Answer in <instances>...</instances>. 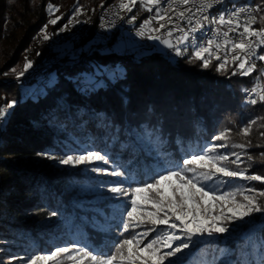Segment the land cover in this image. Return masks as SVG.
Returning a JSON list of instances; mask_svg holds the SVG:
<instances>
[{
  "label": "trees",
  "instance_id": "trees-1",
  "mask_svg": "<svg viewBox=\"0 0 264 264\" xmlns=\"http://www.w3.org/2000/svg\"><path fill=\"white\" fill-rule=\"evenodd\" d=\"M252 1L255 7L264 8V0ZM111 2L121 0H0V76L21 60L36 63L55 57L57 45L51 46L44 35L51 38L71 33L73 9L93 10ZM48 3L58 6L59 11L49 15ZM147 13L139 0L128 12L140 20ZM256 14L259 17L264 11ZM57 16L60 19L55 25L48 23ZM262 25L258 19V27ZM123 33L106 30L94 21L78 36L72 51L50 65L53 76L46 78L34 98L25 95L29 89L19 87L37 85L36 78L26 86L6 79L0 82V107L15 101L8 110L11 115L0 122V264H15L21 261L13 257L46 254L73 241L106 249L128 234L118 227L121 216L114 213L121 199L80 202L83 198L73 185L98 184L101 179L60 165L58 159L66 155L85 150L107 152L113 167L133 181H141L191 154H201L208 146L223 143L227 147H218L214 155L241 153L240 170L264 175L260 155L264 152V136L260 135L264 132L260 127L264 125L260 119L264 103H246L242 94L252 84L254 73L233 75L237 69L231 62L226 71H217L220 62L215 58L204 68L203 61L192 53L168 59L154 50V44L147 47L141 43L139 49L120 53L110 50ZM98 37L104 42L85 48ZM98 75L105 83L91 88L86 78ZM252 120L256 124L250 135H241L240 130ZM222 131L228 138L214 140ZM249 141L243 150L232 147ZM229 159L235 157L230 155ZM242 183L245 189H264L260 181L241 180L237 186ZM260 202L264 203V198ZM53 211L57 215L51 216ZM105 216L115 218L105 221ZM249 225H257L251 235L233 236L222 244H200L183 264H234L243 258L242 253L248 256L253 250L245 242L257 243L264 238V215L255 213L243 226ZM101 226L108 230L102 231ZM241 230L237 228L234 234ZM259 251L247 259L262 264L264 251Z\"/></svg>",
  "mask_w": 264,
  "mask_h": 264
},
{
  "label": "snow or ice",
  "instance_id": "snow-or-ice-1",
  "mask_svg": "<svg viewBox=\"0 0 264 264\" xmlns=\"http://www.w3.org/2000/svg\"><path fill=\"white\" fill-rule=\"evenodd\" d=\"M141 6L148 12L155 8V16L144 20L140 30L136 35L144 36L145 29L148 28L152 21H165L160 23L159 28H151L152 33L159 32L160 29H167L161 35H148L149 40L159 41L166 48L171 49L176 56H181L188 50L189 43L194 51L192 56L197 60L203 61V67L208 68L211 60L215 58L221 61L217 66V71H226L228 64L231 62L236 66L237 73L242 76H248L257 71L256 61H264V54H258L257 49L264 52V25L254 28L252 25L257 20L264 22V15L257 16L248 12L249 5L237 7L233 5V10L220 12L217 16L205 14L207 10L212 9L215 5H220L223 0H139ZM166 4L161 10L158 5ZM137 0H121L119 8L132 11ZM46 10L49 15L59 11L58 6L48 3ZM80 8L75 9V13L80 12ZM259 13L264 11L261 5L254 9ZM172 12L175 16L169 15ZM241 20V16L246 14ZM199 14V16L197 15ZM60 19L49 20L48 23L55 25ZM136 19L133 16L128 22L132 23ZM178 21H186L189 27H181ZM71 23V21H70ZM205 23L216 25L209 28L212 37L207 39L206 45L196 43V32H203ZM172 24V28H167ZM47 25H45L46 29ZM65 29L67 25L64 26ZM222 28L226 30L221 31ZM64 30V29H61ZM173 32H179L175 44L171 37ZM230 33H235L239 38L233 39ZM223 39L217 42L216 37L221 36ZM191 38V39H190ZM44 39H49L44 35ZM178 45H184L183 48ZM224 50V56L218 54ZM231 53V56L229 54ZM207 54V55H205ZM31 67V61L24 64V70ZM14 71V69H13ZM7 75V73H5ZM23 75V72L20 73ZM264 78V68L259 70L257 80ZM248 93L246 103L257 104L258 101L264 103V85L257 84L251 90H243ZM256 97V98H252ZM15 101L8 102L4 107H0V120L6 115H11L8 111L14 106ZM260 119H264L261 117ZM255 120L250 121L240 130V134L247 137L252 132ZM260 127H264L261 125ZM264 136V132L260 133ZM228 138L227 132L222 131L213 137L217 141H225ZM250 144L247 143L233 144L232 147L245 149ZM227 147L226 144L211 145L202 150L201 154H191L190 158L183 159L182 162L164 168L160 173L150 175L147 180L133 181L125 172L118 171L114 167L111 172L103 165L113 164L107 152L101 153L100 150H85L80 155H66L58 159L61 165H85L93 162H100L91 167V172L107 173L114 177H125L115 181L101 182L96 191L107 187V190L113 194L111 197H105L99 193V198L104 200H115L120 197H127L126 200H120L114 213L121 216L120 227L123 233H129L127 237L119 239L118 242L112 243L105 248L90 247L82 244L80 241H73L70 246L55 247L47 254L32 255L25 259H20L21 264H38V262L54 261L55 264H63L64 260L71 261L72 264H183V260L191 255L193 249L198 244L208 242V238L218 239L216 234L229 233L231 235L236 231L240 224H246L255 213L264 215V189L257 190L252 187L246 189L235 188L232 191H218L219 184H230L231 180L225 181L223 178H239L247 181H260L264 183V175H248L247 169L240 170L241 153L219 154L214 155L217 148ZM247 155L246 153H244ZM37 155L47 156L48 159L57 160V157L47 154L38 153ZM235 159H229V156ZM261 157L264 158V152ZM249 161L253 160L251 155L247 156ZM228 165H236L235 170L230 169ZM135 182L137 186L132 187ZM167 183L172 190L171 195H167L162 186ZM141 197L138 201L137 197ZM242 197L238 200L237 197ZM151 205V210L146 206ZM99 211V210H98ZM51 216L57 215V212L50 213ZM103 215V212H100ZM114 217H104L105 221L114 219ZM249 218V219H246ZM164 226V227H161ZM143 228L142 231L130 232V229ZM102 231L108 228L101 226ZM155 233L145 243V238ZM251 244L253 252L256 250L264 251V238L257 243L246 241L245 246ZM143 245V246H141ZM242 259H238L234 264H253V261L247 259V253H242ZM221 264H224L221 261ZM264 264V257H262Z\"/></svg>",
  "mask_w": 264,
  "mask_h": 264
},
{
  "label": "built area",
  "instance_id": "built-area-1",
  "mask_svg": "<svg viewBox=\"0 0 264 264\" xmlns=\"http://www.w3.org/2000/svg\"><path fill=\"white\" fill-rule=\"evenodd\" d=\"M119 4H120V2H111V3H108L107 5L99 6L93 10H87V9L80 8L81 10L79 13H75L76 8L73 9L72 13H71V22L73 25V31L71 33H65L59 41L61 43H63L66 41L77 39L78 36L83 35L87 32V30L93 24L94 21H96L100 27H102L106 30H109V31H111V30H121L123 32L128 31L129 33L138 37L142 41V43L147 47L153 46V43L147 38L148 35H150V34L161 35L163 37V34L166 32L167 29H160V31L156 32V33H152L150 31V29L151 28H159V24L160 23H166L167 18L165 19V21H159V22L153 20L151 25L145 29V35L143 37L136 35L137 31L140 30L141 25L143 24L144 20L155 16V8H153L152 12H148L143 19L140 20V19L136 18L132 23H129L128 21L133 16H130L128 14L127 10L120 9ZM234 4L237 7L249 5L250 7L248 8V12L252 13L253 15H257L256 12L254 11L255 4L252 0H223L222 4L215 5L212 9L207 10V12L205 14H207L209 16H217L220 12H227V11L233 10ZM158 7H160L161 10L163 11V9L166 7V4H164L162 2L161 5H158ZM169 15H173V13L169 12ZM197 15L199 16V14H197ZM246 15H247V13L242 15L241 20H243ZM175 19L176 18L173 15V20H175ZM178 23L180 24L181 27H185V28L189 27V25H187L186 21H178ZM172 27H173L172 24L167 25V28H172ZM215 27H216V25H209V24L205 23V28H204L203 32H196L194 34L197 38L196 43L198 45H200V44L206 45L207 39L213 38L212 33L209 32L208 29L209 28L214 29ZM252 27L259 28L258 27V20H257L256 24L252 25ZM224 30H226V28L221 29V31H224ZM179 35H180L179 32H173V36L171 37V39H172L174 44L176 42V37ZM229 35L233 39L239 38L235 33H230ZM216 39H217V42H220L223 39V37L221 35L219 37H216ZM57 41L54 39V37H51L48 39V43L51 46L56 45L59 42V41L58 42ZM178 46L181 48L184 47V45H178ZM193 51H194V49L191 46V44L189 43L188 50L186 52H184V54H190ZM257 53L261 54L260 49H257ZM218 54L221 56V58H223V56L225 54L224 50L222 49ZM164 56L168 59H172V58L176 57L175 53L171 49H168L166 47H165V55ZM229 56H231V53L229 54ZM219 62H221V61H219ZM256 64H257V71L253 72L254 77H253L252 84H250L249 86H246L243 90H245V89L251 90L253 87H256L257 84L264 85V78H261L259 80L256 79V77L259 76V70L261 68H264V61L257 60ZM50 65H51V63H48L46 61L36 62L32 68L24 70L23 75H20L19 73H17V75L10 78L9 80L11 82L17 84L18 86H26V85H28V82L31 79L36 78L37 79V85H35L32 89L25 91V95H29L30 97L34 98L40 93V90L42 89V87L46 81V78L49 75ZM242 94H243V99L246 101L248 99V93L243 91ZM252 98H256V97H252Z\"/></svg>",
  "mask_w": 264,
  "mask_h": 264
},
{
  "label": "rangeland",
  "instance_id": "rangeland-1",
  "mask_svg": "<svg viewBox=\"0 0 264 264\" xmlns=\"http://www.w3.org/2000/svg\"><path fill=\"white\" fill-rule=\"evenodd\" d=\"M125 2H126V0H125ZM60 33V32H59ZM64 35V32L61 34V35H55V36H53L54 37V39L57 41H59L61 38H62V36ZM77 39H73V40H70V41H66V42H63V43H61L60 41V43L58 42L56 45V56L55 57H53V58H51V59H49L48 61H46V62H48V63H54L55 61H56V59L58 58V57H61V56H63V55H65V54H67V53H69V52H71L72 51V47H73V44H74V42L76 41ZM99 41H101V42H104V39L103 38H96V39H93L92 41H90V42H88L86 45H85V48H88L89 46H90V44H92V43H96V42H99ZM154 45H155V47H154V50H156V51H158L161 55H165V46L163 45V44H161L159 41H155V40H150ZM142 43V41L138 38V37H136L135 35H133V34H131V33H129L128 31H124V33H123V36L121 35V36H119L118 38H117V40L112 44V46L109 48L110 50H113V51H115V52H117V53H120V52H126V51H132V50H135V49H139V45ZM28 61H31V67L30 68H32L34 65H35V61H32V60H21L19 63H17L16 65H15V67L13 68L14 69V71H13V69H11V70H8V71H6L5 73H7V75H5V73L4 74H2L1 76H0V82L2 81V80H4V79H6L5 81H10L9 79L10 78H12V77H14L15 75H17V73H21V72H23L24 71V64L26 63V62H28ZM66 63V62H65ZM64 63V64H65ZM29 69V68H28ZM107 74V73H106ZM51 76H53V72L50 70L49 71V75H48V78H50ZM87 80V83L90 85V87L91 88H96L99 84H104L105 83V79L104 78H102L101 76H89V77H87L86 78ZM34 85V84H33ZM33 85H29V86H27V87H19V89L20 90H24V89H32L34 86ZM2 107H4V106H2ZM0 122H1V120H0ZM83 154V153H82ZM214 154V153H213ZM78 155H80V154H78ZM97 163H100V162H93V163H90V164H85V165H78V166H72V165H62V166H66V168H68L70 171H73V170H75V171H79L81 174H85V176H92L93 175V177H96L97 179H101L100 180V183L101 182H109V184H108V186H111L110 185V182L111 181H115V178L116 177H114V176H111V175H109V174H107V173H94V172H91L90 170H88V169H91V167H93V166H95V164H97ZM61 165V164H60ZM103 167H105L107 170H108V172H111L112 171V169L114 168L113 166H112V164H110V165H103ZM116 170H118V171H121L120 169H116ZM225 181H229V180H231V183L230 184H219L217 187H218V191L219 192H224V191H232L233 189H235V188H242V189H245L244 188V183H242L240 186H237V183H238V181H241V179H239V178H227V177H224L223 178ZM99 182H98V184H95V182L94 183H84V184H81V185H73V189H76L77 190V195L79 196V197H81V198H83L82 200H80V202L81 201H83V202H87L88 200H92V201H97V200H99L100 198H99V193H102L103 194V196H105V197H111V196H113V194L111 193V192H109L108 190H107V187H105V188H101V189H99V192L98 191H96V189H97V186L100 184ZM229 185H233L234 186V188L233 189H230V186ZM162 188H163V191L167 194V195H171L172 194V190H171V188L169 187V185L167 184V183H165L163 186H162ZM118 199H121L122 200V198L120 197V198H118ZM137 199H138V201H140L141 200V197H137ZM237 199L238 200H242V197H240V196H238L237 197ZM87 200V201H86ZM146 208H147V210H151V205L149 204V205H147L146 206ZM246 219H248V218H246ZM237 224H240V227H238V228H241L242 230H241V232L239 233V234H234V232L231 234V235H229V233H223V234H216V236L217 237H219L218 239H214V238H208V242L209 243H219V244H222V243H224L225 242V239H228V238H232L233 236H236V237H240V238H245V237H247L248 235H251L252 233H253V231H254V229H255V227L257 226V225H249V226H247V227H245L244 228V226L243 225H245V224H241L239 221H237L236 222ZM161 227H164V226H161ZM133 230V232L135 233V232H139V231H142L143 230V228H137V229H132ZM132 232V233H133ZM133 233V234H134ZM129 235V233L127 234V235H125V237H127ZM155 235V233H152V234H150V236L149 237H147V238H145V243L147 242V240L148 239H150L152 236H154ZM258 242V241H257ZM206 243V242H205ZM201 244H204V243H201ZM64 246H70L69 244H65V245H63V246H60V247H64ZM141 246H143V245H141ZM197 248L198 247H200V244L199 245H197L196 246ZM196 252V248L195 249H193V251H192V253H191V255L193 254V253H195ZM226 252V251H225ZM227 253V252H226ZM251 254H248V256H247V258H249L250 256H252V253L254 254L255 253V255L257 256V254H259L260 253V251L259 250H256L255 252H253V251H251L250 252ZM47 254V253H46ZM221 254H223V253H221ZM228 254V253H227ZM226 254V255H227ZM33 255H42V254H33ZM191 255H189V256H187L184 260H183V263H186L187 262V260H188V258L191 256ZM225 255V256H226ZM225 256H220L221 258H224ZM27 259H25V261H26ZM5 264H8V261L7 262H5ZM15 264H21V262H16ZM38 264H44V262H38ZM47 264H55V262L54 261H48L47 262ZM63 264H72V262L71 261H67V260H64L63 261ZM202 264H211L210 263V261H205L204 263H202Z\"/></svg>",
  "mask_w": 264,
  "mask_h": 264
}]
</instances>
